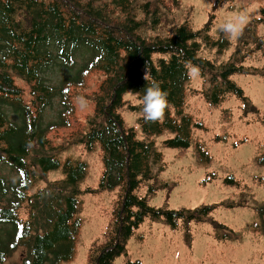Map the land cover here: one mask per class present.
<instances>
[{"label":"trees","instance_id":"obj_1","mask_svg":"<svg viewBox=\"0 0 264 264\" xmlns=\"http://www.w3.org/2000/svg\"><path fill=\"white\" fill-rule=\"evenodd\" d=\"M112 1L120 11L103 0H0V163L16 173L9 179L0 172V264L21 246L25 247L22 264H60L73 256L80 226V219L75 217L78 181L86 174V163L71 158L61 161L57 155L62 146L49 138L52 123L45 124L44 116L59 97L60 123L69 124L75 107L69 86L61 84L79 81V74L93 69H100L104 79L91 96L94 106L83 130L71 140L89 149L99 143L101 187L116 186L120 192L113 234L105 244L91 249L87 264H112L148 215L153 219L165 216L173 227L179 219L187 224L194 220L224 226L210 216L217 208L215 204L192 209L155 207L136 192L148 180L154 181L150 186L153 191L167 186L156 183L151 164L161 159V153L152 141L139 139L135 129L125 125L120 108L127 91L142 98L147 80L159 82L167 91L169 107L155 121H146L143 115L142 129L146 134L170 129L174 134L164 140L167 145L189 147L192 127L202 124L184 113L185 66L200 67L208 82L205 95L211 102L232 91L249 106L242 87L230 77L231 72L244 69L232 61L216 65L198 55L197 39L208 38L213 15L198 29L185 20L168 25L172 26L168 34L146 35L142 26L151 30L166 26L167 16L154 6L146 10L148 19H137L130 15L135 11L130 10L131 0ZM147 6L150 3L144 2L142 8ZM260 21L264 17L252 18L245 25L246 38L251 37V26H258ZM79 47L86 49V60L77 74L71 75L79 51H84ZM57 69L66 72L55 84L51 71ZM13 74L26 82L28 91ZM128 107L135 109L136 105ZM61 166L64 177L31 191L39 178Z\"/></svg>","mask_w":264,"mask_h":264},{"label":"rangeland","instance_id":"obj_2","mask_svg":"<svg viewBox=\"0 0 264 264\" xmlns=\"http://www.w3.org/2000/svg\"><path fill=\"white\" fill-rule=\"evenodd\" d=\"M116 12L120 11L112 0H103ZM144 2L150 7L142 8ZM130 15L148 19L146 12L157 6L166 15V26L154 30L142 26L146 35L168 34L172 26L187 21L194 29L213 15L208 38L198 37L200 57L219 65L228 61L242 67L230 77L250 100H243L228 91L216 103L205 95L208 82L199 78L185 84L184 113L201 126L192 127L189 147H172L165 139L174 134L164 129L158 134H146L141 125L142 98L127 91L120 108L127 127H133L139 139L152 141L160 151L161 159L152 162L156 183H165L155 191L150 190L153 180L144 181L136 190L145 196L149 204L169 209L195 208L202 204H215L210 212L224 226H213L209 221L186 223L179 219L173 227L165 216L144 221L125 242L123 252L115 256L112 264H264V21L251 26V37L227 39L218 28L226 16L244 13L245 25L252 18L264 17V0H131ZM133 4V5H132ZM163 22V20H162ZM244 25V27H245ZM260 43V44H258ZM79 51L75 68L69 73L76 75L86 60V49ZM191 66V65H189ZM60 70H52L55 84L62 81ZM68 74V73H67ZM16 82L28 91V85L18 75ZM79 81L63 83L68 87L75 115L69 124H62L58 112L60 98L47 108L44 116L48 135L57 146H62L58 157L86 163V174L78 181V204L75 217L80 219L71 259L60 264H87L92 248L105 244L113 234L114 210L119 199V187H101L103 163L99 143L89 149L84 143L71 140L78 135L93 110L91 96L98 90L104 74L100 69L84 71ZM83 98V103L78 101ZM129 104L136 105L133 109ZM0 172L9 179L16 173L0 163ZM64 177L62 166L49 170L39 178L31 191L44 186L47 181ZM89 187L90 189H86ZM187 228H189L188 232ZM24 246L12 252L4 264H22Z\"/></svg>","mask_w":264,"mask_h":264},{"label":"clouds","instance_id":"obj_3","mask_svg":"<svg viewBox=\"0 0 264 264\" xmlns=\"http://www.w3.org/2000/svg\"><path fill=\"white\" fill-rule=\"evenodd\" d=\"M247 17L244 13L226 16L222 23L219 24L218 30L229 40L239 38L241 35ZM185 76L189 80L199 78L201 69L197 65L185 66ZM147 80V77H145ZM167 91L163 90L159 82L147 80V86L144 87L142 96V112L146 121H155L160 119L166 108L169 107L167 100ZM83 103V98H77Z\"/></svg>","mask_w":264,"mask_h":264}]
</instances>
